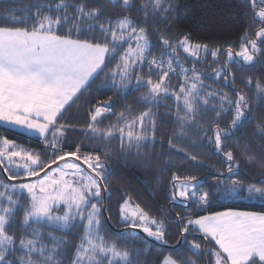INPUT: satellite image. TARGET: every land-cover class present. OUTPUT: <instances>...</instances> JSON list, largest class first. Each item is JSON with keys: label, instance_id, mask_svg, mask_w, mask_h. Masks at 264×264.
<instances>
[{"label": "snow or ice", "instance_id": "snow-or-ice-1", "mask_svg": "<svg viewBox=\"0 0 264 264\" xmlns=\"http://www.w3.org/2000/svg\"><path fill=\"white\" fill-rule=\"evenodd\" d=\"M111 3L122 8L120 15L113 17L102 0H34L24 12L0 14V124L35 133L54 157L46 162L43 153L0 137V173L6 177L0 179V264H141L140 254L147 257L151 253L147 247H136L137 240L144 239L136 229L160 246H168L166 219L151 217L131 198L119 207L123 230L117 239L108 238L102 193L109 191L105 181L111 172L98 153L100 144L119 139L122 155L143 158L140 149L156 142L154 109L165 99L176 102V139L186 138L193 128L204 131L215 151L222 153L227 173L234 175L240 162L233 150H224L223 141L245 125L252 126V135L236 145L239 156L251 162L255 142L264 154V77L254 80L248 76L241 81L245 87L252 86L250 91L254 89L259 102L254 108L243 89L233 88L232 96L216 89L204 91L209 87L203 82L205 74L195 66L184 67L179 58L180 50L194 63L208 55L215 61L223 53L224 64L206 78L235 84L231 64L241 62L243 71L244 65L264 58V0H244L251 13L249 29L259 27L245 31L238 50L232 45L210 48L194 42L187 33L173 37L169 17L174 8L169 0ZM136 12L143 18L134 16ZM149 19L164 25L153 33L155 40L147 27L140 26ZM173 76L179 78L177 86L171 84ZM97 79L99 88L112 91L116 99L146 89L138 101L145 110L137 114L133 105H124L116 113L113 96L95 103L85 99L90 106L82 131L86 139L97 143L87 154L82 152L83 143L68 151L69 126L61 120L85 92L91 95L89 90ZM202 107L216 113L214 127H197ZM111 116L116 122L101 128ZM225 117L229 118L227 126L222 127L220 120ZM168 145L176 148L172 139ZM224 175L218 172L205 189V182L197 176L173 173L165 198L179 200L192 215L177 213L174 217L181 237L176 241L179 247H170L168 254L161 252L154 262L143 264H196L197 260L203 264L205 256L207 264H264V212L229 209L200 215L197 211L209 208L216 196L264 203V178L246 184L232 176L225 182ZM44 227L62 235L45 233ZM81 228L78 243L73 245L67 236ZM188 235L193 238L187 239ZM187 252L196 259L186 257Z\"/></svg>", "mask_w": 264, "mask_h": 264}, {"label": "trees", "instance_id": "trees-1", "mask_svg": "<svg viewBox=\"0 0 264 264\" xmlns=\"http://www.w3.org/2000/svg\"><path fill=\"white\" fill-rule=\"evenodd\" d=\"M34 0H0V14H7V12H24L28 9ZM44 2V0H40ZM106 8L113 14V17L122 13V8L119 5L112 6L111 0H102ZM137 4L139 0H136ZM172 3L174 11L169 17L171 23L172 36L176 33L190 34L194 42L209 45L210 48L222 47L227 48L232 45L236 50L239 49L241 37L245 31L254 32L259 24L249 29L250 11L248 5L244 3V0H169ZM91 6V5H90ZM134 16L142 17L141 13H133ZM149 29L150 38L155 40L154 32H158L160 28H163V24H158L152 19L148 20V23L141 24ZM127 47V45H125ZM153 54L157 57L159 52L153 49ZM185 53L180 50L179 58L180 62L186 68H192L195 66L196 70L205 74L203 82L206 86V90L216 89L222 93H228L229 96L234 95L233 88L243 89V91L251 98L252 106L255 108L259 103L253 96V90L250 91L249 87H245L242 80L248 76L253 77L254 80L264 77V58H261L258 63L254 65H244L243 71H241V62L237 61L230 65L233 72H235L236 82L225 83L221 79L206 78L209 74L213 73L214 69L219 68L224 64L226 57L221 53L218 59L213 61L211 55L206 58H201L199 62H195L192 58H186ZM146 71V70H145ZM191 75V73H189ZM102 78V77H101ZM155 79V77H153ZM179 78L173 76L171 84L177 86ZM100 79H97L92 88L88 92H85L83 96L72 106L70 111L66 114L65 118L61 120L69 126L66 133L68 140V147L66 150L72 151L74 145L83 143L84 148L82 152L85 154L92 151V145L97 143L96 141H90L85 138L83 129H85L87 123V112L89 104L84 103L85 99H88L92 103L95 100H106L109 96H113L115 106L113 111L119 113L123 110L124 105H133V112L139 113V111L145 110V106L142 103H138L139 98L144 95L146 89L133 92L125 99H116L115 94L112 91L99 88ZM203 94V91H202ZM95 97V99H93ZM213 104L216 102L213 101ZM82 105V107H77ZM166 105V106H165ZM176 102L172 98L165 99L156 109H154L155 117L157 120L158 130L156 132L155 144H148L145 148L140 149L143 154V158L133 156L122 155L120 152V140H112L111 143L100 144L98 153L102 156V162L106 164L110 170L111 175L108 180L105 181L109 191L106 193L105 203L107 204V210L104 217V230L110 240L117 239V233L123 230V226L120 222L119 207L123 203L124 199L131 198L133 204L140 205L149 215L157 219H166L169 224L167 239L169 240L168 246H160L159 242L146 238V234L142 235L139 229L135 231L139 233L144 239L137 240V248H149L150 255L145 256L140 254L139 260L141 264L145 260L154 262L156 258L162 252L168 254L170 247H179L176 244L177 240H180L179 229L176 227V221L174 217L177 213H181L183 216L188 217L192 213L185 208L179 200L171 202L166 199V194L171 191L170 181L173 173L178 176H197L204 181L203 187L207 189L208 185L213 184L218 172H224V176L221 177L227 182V177L232 176L233 179H242L244 182L253 183L264 178V154L260 151V145L258 142L253 143L252 153L254 158L251 162L243 160L240 156V149L236 146L240 140L247 139L252 135V126L250 124L240 128L236 135L231 139L223 141L224 150H233L237 155L240 167L235 170V174L227 173V164L224 162L222 153L216 152L214 145H212L205 135L204 131H198L197 128H193L187 132L186 138L176 139L174 129L178 130L176 125ZM202 115L198 116V128L208 129L210 126L214 127V122L217 120L216 113L210 108L205 109L202 107ZM228 117L220 120L222 127H226V121ZM116 122V117L111 116L105 119L100 125L103 128L105 125L113 124ZM12 133V132H10ZM3 135V134H2ZM5 135V134H4ZM13 135V134H11ZM211 135V132L208 133ZM1 136V133H0ZM8 139H13L11 136H6ZM172 139L176 144V148L172 149L168 145V140ZM23 143L22 141H18ZM25 143V142H24ZM32 143V142H31ZM30 149L38 153L44 154V159L47 162L51 157V152L48 149H43L39 143L35 141L31 144ZM107 153V157L104 154ZM135 153V149H133ZM195 156L196 160L193 161L190 157ZM89 171L88 168H85ZM90 172V171H89ZM4 176L1 173L0 179ZM257 186H260L259 184ZM227 209H240L250 212H264V205L244 203L241 198L230 199L222 196H216L212 199L211 206L207 209H198L200 215H206L211 212L224 211ZM109 224L106 222L105 216ZM19 217H17V221ZM183 223V221H181ZM138 230V231H137ZM45 233L53 231L49 228H42ZM83 229L73 230L72 234L67 236V239L72 242L73 245L78 243V237L82 234ZM54 235H62L60 232L53 231ZM191 235L187 236V239L191 240ZM131 239V237H129ZM154 242H152V241ZM123 247V244H121ZM74 251V247L69 249V254ZM186 257L196 259L192 256L191 252L185 253ZM208 257H203V264H207ZM196 264H201L200 260L196 261Z\"/></svg>", "mask_w": 264, "mask_h": 264}, {"label": "crops", "instance_id": "crops-1", "mask_svg": "<svg viewBox=\"0 0 264 264\" xmlns=\"http://www.w3.org/2000/svg\"><path fill=\"white\" fill-rule=\"evenodd\" d=\"M10 132H12V133H10ZM0 133H1L0 137L11 136L13 139L16 140V142L18 144L22 145L25 148H29V149L31 147V144L35 140H39L35 133H25V130L20 129V128H14L13 126H10V125L0 124ZM11 134H13V135H11ZM18 141H22L23 143H20ZM227 210H229V209H227ZM231 210L245 211V210H240V209H231ZM224 211H226V210H224ZM206 215H208V214H206Z\"/></svg>", "mask_w": 264, "mask_h": 264}, {"label": "rangeland", "instance_id": "rangeland-1", "mask_svg": "<svg viewBox=\"0 0 264 264\" xmlns=\"http://www.w3.org/2000/svg\"><path fill=\"white\" fill-rule=\"evenodd\" d=\"M35 143H39V145H41V147H42L43 149H46L40 140H35ZM82 167H83V168H88V165L82 163ZM89 171H91V169H89ZM0 174H1V173H0ZM241 200H242L244 203H250V204H254V203H255V204H261V205H264V203H262L260 200H246V199H243L242 197H241Z\"/></svg>", "mask_w": 264, "mask_h": 264}, {"label": "water", "instance_id": "water-1", "mask_svg": "<svg viewBox=\"0 0 264 264\" xmlns=\"http://www.w3.org/2000/svg\"><path fill=\"white\" fill-rule=\"evenodd\" d=\"M61 163H63V162H61ZM53 167H56V165H53ZM4 176V175H3ZM4 178H6L5 176H4ZM105 197H106V193L104 192V193H102ZM104 214H105V211H104ZM105 216V219H106V222L109 224V222H108V220H107V217H106V215H104ZM138 231V230H137ZM140 232V231H139ZM142 235H144L142 232H140ZM145 236V235H144ZM147 238V237H146ZM148 239V238H147ZM180 240H181V237H180ZM152 241V240H151ZM152 242H154V241H152ZM177 246H179V245H177Z\"/></svg>", "mask_w": 264, "mask_h": 264}]
</instances>
